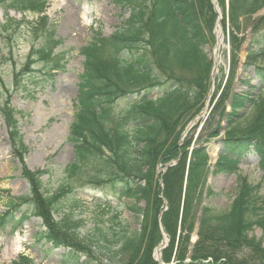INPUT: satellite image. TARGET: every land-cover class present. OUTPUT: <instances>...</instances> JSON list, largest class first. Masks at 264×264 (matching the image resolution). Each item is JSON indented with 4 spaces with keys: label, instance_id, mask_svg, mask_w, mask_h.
I'll return each mask as SVG.
<instances>
[{
    "label": "trees",
    "instance_id": "obj_1",
    "mask_svg": "<svg viewBox=\"0 0 264 264\" xmlns=\"http://www.w3.org/2000/svg\"><path fill=\"white\" fill-rule=\"evenodd\" d=\"M111 2L125 17L111 36L98 33L81 49L84 71L69 139L75 161L63 172L59 190H45L42 177L48 172L31 171L25 165L28 149L19 135L16 111L7 104L0 106L18 148L22 177L30 187L29 195L8 204L0 216L1 227L14 223L13 232L30 217L40 218L45 230L37 241L64 249L61 264H158L153 254L163 233L169 239L162 253L165 264L173 259L175 264H264V175L257 184L244 181L230 209L220 211L205 203L207 148L204 144L194 148L188 161L189 151L184 153L189 142L179 144L210 92L209 51L215 44L217 19L211 0ZM218 4L223 24L230 26L234 68L243 43L238 34L264 9V0H229L228 13L226 0ZM0 8L6 14L0 24V62L4 52L13 55L14 41L7 38H18V31L27 27L31 49L23 71L13 80L23 92L44 91L67 71L71 51L63 48L56 25L45 15V2L0 0ZM10 11L39 17L31 23L26 16L17 21ZM254 47L248 50L245 66L255 67L264 85V64L255 60L264 55V34ZM154 90L159 93L156 98L151 96ZM208 123L207 141L223 137L218 172L237 173L241 162L254 153L264 173V89L240 95L225 86ZM176 159L180 161L162 175L161 186L159 166ZM86 175L92 178L86 180ZM70 182L89 183L119 201H131L127 209L138 215L140 229L123 226L116 210L112 221H96L82 233L83 220L63 204L71 193ZM23 206L29 213L17 219ZM256 229L263 238L254 236ZM15 264L33 263L22 257Z\"/></svg>",
    "mask_w": 264,
    "mask_h": 264
},
{
    "label": "rangeland",
    "instance_id": "obj_2",
    "mask_svg": "<svg viewBox=\"0 0 264 264\" xmlns=\"http://www.w3.org/2000/svg\"><path fill=\"white\" fill-rule=\"evenodd\" d=\"M40 1L46 3V14L56 25L57 36L64 42L63 48L71 51L67 71L59 74L49 85L50 87L47 86L42 92L27 93L17 88V80H13L14 75L23 71L31 49L28 29L22 27L17 33L18 38H7L14 41L12 43L14 50L12 56H9L7 52L3 53L5 58L2 59L3 63H0V105L7 104L18 112L16 117L18 129L29 150L25 158L26 165L33 170H46L48 174L42 177L44 188L54 193L64 183L63 171L75 161L69 138L70 127L77 112L79 77L84 71L85 57L81 49L92 42L98 33L103 37L111 36L122 23L125 14L115 7L111 0ZM218 10L222 12L219 4ZM9 14L18 21L23 20L21 14L14 11H10ZM5 18L6 14L0 8V24L4 23ZM26 19L31 23L38 17L28 13ZM219 25L224 41L219 51L213 96L220 95L225 84L226 87H231L233 93L256 95L260 89H264V85L257 77L255 67L245 66V62L248 50L255 48V42L264 34V9L245 22L244 29L238 34V37L243 39V43L234 68L232 67L233 46L230 40V26L227 23L225 27L222 21ZM215 48L216 45L212 51H209L211 60L214 57ZM255 58L257 64H264L263 52ZM151 96L156 98L159 93L154 90ZM203 111L205 113L202 112L198 116L200 119L193 128L184 137L181 135L179 144L189 142L188 151L201 144L207 148L211 161L204 192L205 203L220 211H228L237 198L243 182L260 183L263 181L264 173L259 167V158L254 153L241 162L239 171L233 175L217 171V159L222 149L221 138L223 137L206 140L209 128V104ZM215 148L217 151H214ZM16 151L18 148L13 142L11 130L5 125L0 115V214L5 213L11 201L30 193L29 184L21 175L22 165L16 156ZM84 178L87 180L92 176L86 175ZM69 185L71 193L64 198L63 204L71 208L76 219L83 220L82 233L92 228L96 221L102 220L105 223L112 221L113 211L121 212L118 221L123 226L128 225L133 231L140 229L138 215L127 209L131 201H119L109 191L89 183L70 182ZM209 193L213 195L209 196ZM72 202H75V207ZM80 204H82L81 207H79ZM28 210V206H23L21 213L17 214V219L22 213H29ZM13 224L0 228V264H14L21 255L31 258L33 264H61L64 249H53L50 244L45 243V240L37 241L38 234L45 230L39 218L30 217L20 228L12 232ZM253 234L257 238H263L259 229H256ZM16 245H20L22 250L17 251L14 248Z\"/></svg>",
    "mask_w": 264,
    "mask_h": 264
},
{
    "label": "bare ground",
    "instance_id": "obj_3",
    "mask_svg": "<svg viewBox=\"0 0 264 264\" xmlns=\"http://www.w3.org/2000/svg\"><path fill=\"white\" fill-rule=\"evenodd\" d=\"M215 33L217 34V38H218V44H217V49H218V47H220L221 46V44H222V39H223V37H222V31H221V29H220V25H217V28H216V30H215ZM215 34V35H216ZM215 74H216V72H215ZM196 123V122H195ZM189 124V123H188ZM210 148H212V147H210ZM188 149H190L189 147L186 149V152L184 153V154H187V151H188ZM214 151H217L216 150V148L214 149ZM191 152H192V150H189V153H188V161H189V159H190V157H191ZM0 228H2L1 227V225H0ZM10 245V244H9ZM14 248H16V250L17 251H19V250H22V248H21V246L20 245H16V247H14Z\"/></svg>",
    "mask_w": 264,
    "mask_h": 264
},
{
    "label": "water",
    "instance_id": "obj_4",
    "mask_svg": "<svg viewBox=\"0 0 264 264\" xmlns=\"http://www.w3.org/2000/svg\"><path fill=\"white\" fill-rule=\"evenodd\" d=\"M159 249H160V248H159ZM159 249H158V250H159Z\"/></svg>",
    "mask_w": 264,
    "mask_h": 264
}]
</instances>
